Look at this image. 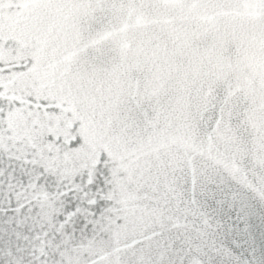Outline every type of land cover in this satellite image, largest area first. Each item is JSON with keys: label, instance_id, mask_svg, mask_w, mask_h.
Returning <instances> with one entry per match:
<instances>
[{"label": "snow or ice", "instance_id": "snow-or-ice-1", "mask_svg": "<svg viewBox=\"0 0 264 264\" xmlns=\"http://www.w3.org/2000/svg\"><path fill=\"white\" fill-rule=\"evenodd\" d=\"M0 264H264V0H0Z\"/></svg>", "mask_w": 264, "mask_h": 264}]
</instances>
